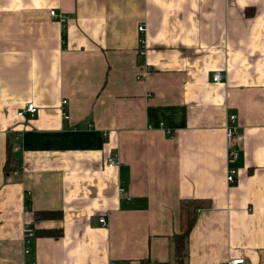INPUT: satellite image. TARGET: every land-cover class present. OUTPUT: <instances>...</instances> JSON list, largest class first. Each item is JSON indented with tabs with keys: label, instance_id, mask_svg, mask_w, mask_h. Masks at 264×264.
I'll list each match as a JSON object with an SVG mask.
<instances>
[{
	"label": "crops",
	"instance_id": "crops-1",
	"mask_svg": "<svg viewBox=\"0 0 264 264\" xmlns=\"http://www.w3.org/2000/svg\"><path fill=\"white\" fill-rule=\"evenodd\" d=\"M185 199L184 264H264V0H0V264H175Z\"/></svg>",
	"mask_w": 264,
	"mask_h": 264
},
{
	"label": "built area",
	"instance_id": "built-area-1",
	"mask_svg": "<svg viewBox=\"0 0 264 264\" xmlns=\"http://www.w3.org/2000/svg\"><path fill=\"white\" fill-rule=\"evenodd\" d=\"M50 17L53 19V20H56L62 24H64L66 22V17L63 16V15H60L58 13H56L55 10H52L50 11L49 13ZM145 31L144 27L140 26L138 28V32L139 33H143ZM223 78V75L220 73V72H215L213 75H212V81L214 83H219ZM67 105V101H62V111H61V114H62V118L66 121L68 120V112L67 110L65 109ZM37 112V109L36 107L33 105V104H26L24 106L23 109H21L18 113H17V116L18 117H21V118H33L35 116ZM234 121V116H230L229 117V123L228 125L226 126V140H227V144H228V147L232 146L233 143H234V136L236 134V129L235 127L232 125V122ZM162 130H164L165 132H169V130L163 125V124H160L159 126ZM13 150L17 151L18 150V147L17 146H14L13 147ZM237 159V154L236 152L234 151H229L228 152V163H231V162H234L236 161ZM106 165L110 168L112 167H115L117 165V162H116V159L114 157H110L108 160H107V163ZM13 175H17V172H13ZM236 176H237V170L235 168H228L227 169V173H226V182L228 185H233L236 181ZM120 192L123 193V188H120ZM99 223L102 225V226H105L106 225V221L104 219H99ZM34 237V231L31 230V229H26V231L24 232V237H23V244H24V254H28L29 253V248H28V245L31 241V239ZM110 264H115L113 262H111ZM226 264H244V259L242 258H233V259H230Z\"/></svg>",
	"mask_w": 264,
	"mask_h": 264
},
{
	"label": "trees",
	"instance_id": "trees-1",
	"mask_svg": "<svg viewBox=\"0 0 264 264\" xmlns=\"http://www.w3.org/2000/svg\"><path fill=\"white\" fill-rule=\"evenodd\" d=\"M12 149V147H11ZM10 147L7 150V158L4 166V170L6 173L14 171L16 168L14 166V160L11 157ZM26 204L29 202L26 198ZM210 208V203L208 200H200V199H185L180 201L179 205V216H180V232L178 235L174 236V248H175V264H184L183 257L186 251L187 240L189 237V233L192 227L195 224L197 219V213L202 210H206ZM36 217H55V214H35ZM44 235H49L50 237H56V233L53 232H45Z\"/></svg>",
	"mask_w": 264,
	"mask_h": 264
}]
</instances>
